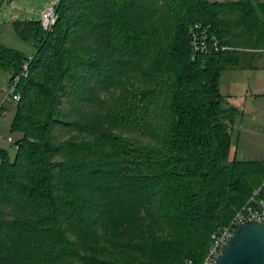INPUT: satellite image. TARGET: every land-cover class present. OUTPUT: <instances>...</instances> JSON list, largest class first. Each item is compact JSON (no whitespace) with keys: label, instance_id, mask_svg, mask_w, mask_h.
<instances>
[{"label":"trees","instance_id":"1","mask_svg":"<svg viewBox=\"0 0 264 264\" xmlns=\"http://www.w3.org/2000/svg\"><path fill=\"white\" fill-rule=\"evenodd\" d=\"M56 8L50 31L14 21L31 55L0 44L23 134L14 158L0 146V264H204L264 161L232 155L239 111L220 92L244 51L194 56L193 29L264 48V0Z\"/></svg>","mask_w":264,"mask_h":264},{"label":"rangeland","instance_id":"2","mask_svg":"<svg viewBox=\"0 0 264 264\" xmlns=\"http://www.w3.org/2000/svg\"><path fill=\"white\" fill-rule=\"evenodd\" d=\"M59 0H0V44L15 48L29 56L33 52V45L22 39L16 32L14 21L25 19H38L42 11L48 6L54 5ZM254 48V47H241ZM246 51V50H245ZM253 53V51H248ZM256 53V52H254ZM261 67V66H260ZM255 67L254 69H257ZM257 70H245L241 72L242 80L246 82L248 89L256 90V85L264 84V72ZM228 74L224 72L220 80L225 83ZM10 72L0 66V103L8 93ZM125 83V82H124ZM123 89L113 90L108 97L119 98ZM104 96L106 94L102 93ZM222 94V93H221ZM223 95V94H222ZM224 96V95H223ZM107 97V98H108ZM17 106L13 101L4 102V107L0 109V146L6 148L12 158L16 155L17 147L14 142L22 134L20 131H13L11 124L16 115ZM235 121L232 137V155L239 160H260L264 161V121ZM13 142H9L10 140Z\"/></svg>","mask_w":264,"mask_h":264},{"label":"built area","instance_id":"3","mask_svg":"<svg viewBox=\"0 0 264 264\" xmlns=\"http://www.w3.org/2000/svg\"><path fill=\"white\" fill-rule=\"evenodd\" d=\"M41 21L44 29L50 31L57 21L56 4L48 6L41 13ZM211 25L203 26L202 23H196L193 29L192 46L194 56L199 53L210 51H228V50H246L253 52H264V48H241L227 43H222L215 34L210 32ZM28 65H25V70ZM19 80L17 77L16 82ZM21 99L19 94L15 93V84L12 85L10 92L3 100H11L17 104ZM264 221V180L255 190L250 200L240 209H238L231 221L212 234V244L204 261V264H214L216 257L223 248L226 241L236 232L237 228L247 220Z\"/></svg>","mask_w":264,"mask_h":264},{"label":"crops","instance_id":"4","mask_svg":"<svg viewBox=\"0 0 264 264\" xmlns=\"http://www.w3.org/2000/svg\"><path fill=\"white\" fill-rule=\"evenodd\" d=\"M240 51L244 52L239 58L238 65L229 67L224 71L228 74V78L225 83L221 82V93L237 107L239 114L236 116L235 121H244V125L246 121H264V84L262 86L261 84L256 85V90L252 91L247 88L241 75V72L245 70H257V73L264 72V52ZM255 67L258 68L254 69ZM22 136L23 134L20 135L18 140ZM17 141L14 142L15 145ZM9 142L12 143L13 140Z\"/></svg>","mask_w":264,"mask_h":264},{"label":"water","instance_id":"5","mask_svg":"<svg viewBox=\"0 0 264 264\" xmlns=\"http://www.w3.org/2000/svg\"><path fill=\"white\" fill-rule=\"evenodd\" d=\"M214 264H264V221L243 222L226 241Z\"/></svg>","mask_w":264,"mask_h":264}]
</instances>
